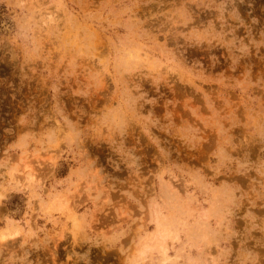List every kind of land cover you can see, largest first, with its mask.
<instances>
[{
  "label": "rangeland",
  "instance_id": "374dc122",
  "mask_svg": "<svg viewBox=\"0 0 264 264\" xmlns=\"http://www.w3.org/2000/svg\"><path fill=\"white\" fill-rule=\"evenodd\" d=\"M0 264H264V0H0Z\"/></svg>",
  "mask_w": 264,
  "mask_h": 264
},
{
  "label": "bare ground",
  "instance_id": "6f19581e",
  "mask_svg": "<svg viewBox=\"0 0 264 264\" xmlns=\"http://www.w3.org/2000/svg\"><path fill=\"white\" fill-rule=\"evenodd\" d=\"M3 235V234H2ZM4 238V236H2Z\"/></svg>",
  "mask_w": 264,
  "mask_h": 264
}]
</instances>
